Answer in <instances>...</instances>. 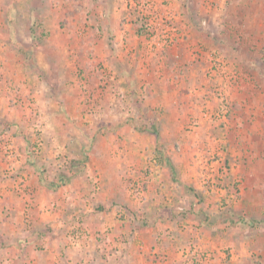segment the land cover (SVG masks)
<instances>
[{"label": "crops", "instance_id": "1", "mask_svg": "<svg viewBox=\"0 0 264 264\" xmlns=\"http://www.w3.org/2000/svg\"><path fill=\"white\" fill-rule=\"evenodd\" d=\"M56 4L52 15L59 19L54 32L64 37L57 44L59 50H69L72 45L75 50L78 44L80 50L85 48L73 62L99 63L113 70L115 78L103 88L105 92L94 96H101L96 109L103 110L105 96L120 94V121L112 126L118 137L110 139L100 133L94 142L91 123L66 119V114L76 117L71 112L80 103L86 110L83 99L89 93L80 98L71 95L76 107L67 105L69 111L64 108L66 100L61 102L58 96L47 112L40 110L37 128L29 121L24 123L26 132H18L21 136L13 139L22 152L23 170L17 173L26 180L22 189L18 179L7 178L12 172L3 170L4 163H0V264H187V259L194 264H264V223L243 226L236 223L238 214L218 210V197L205 201L190 195L192 187L197 193L198 188L204 189L198 181L203 171L199 162L210 153L201 156L190 150L196 143L187 130L190 115L181 103L169 98L187 95L188 90L191 95L189 84L195 81V93L203 103L204 87L199 84L206 69L210 73L209 60L194 54L200 53L202 44L171 45L163 55L144 56L137 23L121 0H57ZM19 8L7 11L11 44L0 47L14 50V56L18 52L8 62L10 66L34 67L47 44H33L37 41L33 34L42 32L39 23L50 30L49 14L34 5L28 13ZM93 73L101 78L102 69ZM4 77L15 86L34 74L22 77L10 72ZM41 77L36 74L34 78ZM233 112L237 117L241 110ZM241 122L231 116L224 128L232 152L235 128L240 129ZM197 128L206 138L205 123ZM34 130L42 131V142L37 144L41 145L38 153L30 155L36 146ZM83 151L92 163L78 173ZM237 154H230L235 178L242 157ZM61 155L68 161L67 170L49 172ZM47 176L53 177L51 182ZM230 178L224 180L227 190ZM97 180L99 186L94 183ZM245 202V208L258 205L257 211L264 209L262 201ZM122 228L126 242L120 241ZM107 229L111 231L107 242L100 241L98 233Z\"/></svg>", "mask_w": 264, "mask_h": 264}, {"label": "rangeland", "instance_id": "2", "mask_svg": "<svg viewBox=\"0 0 264 264\" xmlns=\"http://www.w3.org/2000/svg\"><path fill=\"white\" fill-rule=\"evenodd\" d=\"M31 1L33 4L30 3ZM121 2L129 16L134 17L137 23L139 32L137 33L141 36L138 43L141 44V52L144 56L154 52L157 53L156 56L159 53L160 55L166 53L168 48L156 45L159 39L166 40L169 46L202 44L203 48H199L200 53L195 51L194 54L198 59L203 56L205 60H209L210 73L206 69L204 81L199 84L204 87L203 103L199 100V94L195 93L198 84L195 81L189 84L193 88H191V95L187 89V95L179 94L169 98L172 102L175 100L181 103L183 109L190 115L187 130L196 142L191 145L190 150L193 153L195 150L199 151L201 156L210 153V157L205 159L203 157L201 158L203 161L199 162L202 167L206 165L205 168L201 167L203 171L198 178L204 189L198 188L197 193L192 187L190 195L196 194L198 198L205 201L218 197V210L238 214L236 223L260 227L261 223H264V209L259 208L260 211H257L255 208L258 205L254 208H245L247 207L245 201L264 202V0H132V2L121 0ZM56 3L57 0H0V45L4 44L3 47L11 44L8 39L10 28L6 22L7 11H10L11 7L17 9L23 7L26 13L28 9H32V5L34 8L36 6L45 8L49 14L46 19L51 24L48 30V25L39 23L42 32L39 35L33 34L34 38L37 37V41H33V44H43V46L47 44V47L40 50L44 56L41 55V59L34 67L26 66V64L10 66L8 62L12 58L16 59L19 56L18 52L15 51L14 56L12 54L14 50L0 47V163L2 166L4 163L3 170L12 172L6 175L7 178L13 176L14 179H18L19 187L26 184V180L21 174L17 176L22 168V152L14 138L21 136L18 132H26L23 127L26 121L37 128L40 110L47 112L58 96L61 102L66 100L64 108L66 107L69 111L71 108L67 105L74 107L76 104V100L70 98L71 95L75 97L77 94L80 98L85 93L88 96L89 93L90 96L83 99L87 102L86 110L80 103V106L71 112V115L76 117L71 118L66 114L68 117L66 119H78L79 124L91 123L94 126L91 133L94 142L100 133L110 139L118 137L117 128L112 126L116 125L118 120L120 121V107H118L120 94L116 95L113 92L105 96L103 110L96 109L101 96H94L96 92L99 94L104 91L103 88H106L111 83V79L115 78L113 70L110 72L109 67L99 63L94 65L73 62V58L79 56V53L84 50L83 45L81 50L78 44L74 47L75 50L72 48L74 45L68 48L69 50H59L57 44H60L59 41L63 43L64 37L60 35L61 33L54 32V24H57L59 19L56 15H52ZM144 14H147L149 18L148 32L147 25L143 32L139 31L142 25L139 19ZM36 28H32L34 33ZM15 42L12 44H18ZM213 44L218 46L215 47ZM214 48L217 50L213 51ZM88 55L92 56L90 53ZM205 64L207 65L206 61ZM98 68L102 69L101 78L93 73ZM39 70L42 74H39ZM10 72L19 73L22 77L27 73L34 74V77L38 74V77L43 76V78L37 81L39 78L31 77L29 80H21L20 84L11 86L4 80V75H9ZM87 74L91 80L86 77ZM234 109L241 110L236 113L237 117L233 112ZM231 116L242 121V124L239 123L240 129L235 128L234 152L231 151L224 133V128ZM202 123H205V128L211 129V131L205 130L206 138L202 137L197 128ZM106 125L112 128H107ZM33 132L36 136L34 143L36 146H32L30 155H34V151L38 153L37 149L40 150L41 145L38 147L37 144L42 142L40 139L42 131L34 130ZM241 134L244 136L240 139ZM198 142L201 143L198 144ZM235 152H238L237 156L242 155L241 168L237 171L236 178L235 173H232L234 171L230 160V154ZM82 153L84 154L80 156L81 161L77 164L78 173L84 172L88 162L92 163L86 157L85 151ZM67 166L68 161L64 160V155H61L60 161L56 160L48 170L59 172L67 170ZM230 176L231 187L227 190L224 180L226 181ZM46 178L51 182L53 177ZM94 183L99 186V180ZM224 188L226 191H223ZM250 214H253L252 217ZM110 233L109 229L98 233L102 235L99 240L107 242V235ZM122 237L120 241H128H123L127 237L126 233L123 232ZM201 258L204 260V256ZM194 261L197 262L195 259ZM186 263L194 264L190 259H187Z\"/></svg>", "mask_w": 264, "mask_h": 264}, {"label": "built area", "instance_id": "3", "mask_svg": "<svg viewBox=\"0 0 264 264\" xmlns=\"http://www.w3.org/2000/svg\"><path fill=\"white\" fill-rule=\"evenodd\" d=\"M145 16H147V14H144V15H142V17H145ZM149 21V20H148ZM149 23V22H148ZM148 23H146L147 24V32H148ZM151 35V34H150ZM166 40L164 41V40H161V39H159L158 40V44H156L157 46H160V47H166L167 48V46H169L170 44H166Z\"/></svg>", "mask_w": 264, "mask_h": 264}, {"label": "trees", "instance_id": "4", "mask_svg": "<svg viewBox=\"0 0 264 264\" xmlns=\"http://www.w3.org/2000/svg\"><path fill=\"white\" fill-rule=\"evenodd\" d=\"M139 20H141V23H142V25L139 28V31L143 32L144 28L147 25L146 23H148L149 18L147 16H145V17H140Z\"/></svg>", "mask_w": 264, "mask_h": 264}]
</instances>
